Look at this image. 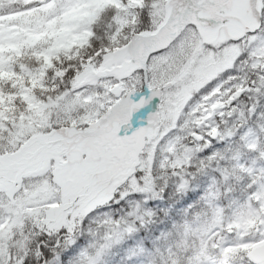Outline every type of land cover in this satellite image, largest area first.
I'll list each match as a JSON object with an SVG mask.
<instances>
[{
  "label": "snow or ice",
  "instance_id": "6c2138e0",
  "mask_svg": "<svg viewBox=\"0 0 264 264\" xmlns=\"http://www.w3.org/2000/svg\"><path fill=\"white\" fill-rule=\"evenodd\" d=\"M82 2L89 13L84 37L76 48L64 53L65 59L74 63L63 67L65 61L59 56L50 61L46 55L36 54L40 64L37 71L45 76L52 71L53 79L61 83L68 78L70 87L62 91L58 87L49 89L43 80L33 77L22 85L13 81L11 87L16 91L5 93L4 81L0 80V241L13 228L23 229L28 218L43 235L56 234L69 243H75L73 237L77 229L89 217H100L99 227L111 225L114 229L123 227L124 231L133 232L131 224L109 217L104 210L127 202L133 192L151 190L150 171L137 167L116 186L107 200L92 206L84 207V198L75 195L76 191H87V183L105 173L117 159L118 152L150 135L161 122L172 125L165 135L174 132L179 115L193 98H199L193 112L223 108L225 105L217 97L232 92L231 88L221 90L230 83L227 77L232 70L240 65L249 66L264 84V23L219 46L205 36L202 23L205 17L201 14L212 11L226 0H96L90 7L87 0ZM257 3L264 13V0H257ZM107 8L116 10L115 31L108 36L110 43L94 49L91 54H82V49L92 46L96 37L92 26ZM145 8L150 9L153 27L140 31L136 27L140 11L134 10ZM197 44L213 53L234 44L238 55L222 71L208 70L204 77L194 79L189 69ZM241 45L253 47L245 55ZM256 82L252 80L253 85ZM37 87L55 95L41 99L34 93ZM252 90V87H236L227 103L231 104L242 93ZM17 100L24 105L18 115ZM127 108L132 109L130 118L126 115ZM153 108L156 110L152 111ZM195 123L199 127L203 121ZM191 135L210 151L213 141L221 136L218 127L203 134L194 131ZM247 147L255 151L259 143H249ZM168 151L175 153L176 149L170 146ZM191 152L193 149L187 148L183 158L177 156L170 166L173 169L189 167ZM218 155L220 153L216 152L208 159L215 160ZM261 156L264 157V152ZM167 163V160L162 161L160 166ZM45 164L46 171L43 170ZM240 167L250 174L253 171L244 169L243 165ZM220 171L222 178L227 180L226 172ZM65 175L74 178L75 183L69 181L62 188L60 180ZM27 179L32 183L26 184ZM188 183L183 179L181 188ZM46 185L53 186L56 191L48 194L44 191ZM130 216L140 219L135 210ZM53 217L62 218V222L55 223ZM111 236V231L106 232V239ZM43 254L41 252V256ZM128 261L134 264L133 258ZM249 262L254 264L251 258ZM15 264H24V258L16 260ZM65 264H68L67 259Z\"/></svg>",
  "mask_w": 264,
  "mask_h": 264
},
{
  "label": "trees",
  "instance_id": "16d2710c",
  "mask_svg": "<svg viewBox=\"0 0 264 264\" xmlns=\"http://www.w3.org/2000/svg\"><path fill=\"white\" fill-rule=\"evenodd\" d=\"M2 7L4 4L0 3V15L4 13ZM135 11H140L137 29L151 30L153 18L150 15V9ZM114 12L113 8L105 11L93 26L96 37L92 40V46L99 48L110 43L103 35L101 26L107 23ZM91 51L93 52V49ZM245 69L246 75L249 76L248 85H251L252 80L257 81L256 85L252 86V91L245 92L241 100L233 103L236 109L235 115L228 119L229 123H234L238 118L241 128H237L231 140L224 145L223 133L229 131H225L226 126H220L221 141L213 142L211 151L207 145H204L198 154L195 155L194 152V158L189 167L184 165L173 169L170 166L172 156L168 148L172 146V143L168 142L164 154L157 157L150 172L149 180L153 181L155 195L149 192L150 196L147 199L143 194L136 193L129 196L127 202L118 207L105 208L107 215L108 210L113 211L112 218L119 220L127 214L130 215L136 205L142 204L140 211L143 215L133 224L135 229L133 232L112 234L113 238L107 243L105 239L102 240L103 245L107 244V250L94 264H129L130 258L134 259V264H160L162 260H168L170 264L174 262L176 264H219L221 258L214 247L217 239H211L209 246L205 243L200 244L198 236L195 235L194 238L189 239L186 234L188 230L194 231L195 234H202L205 230L208 231L206 234H214L219 230L217 224L222 216H226L224 229L232 227L227 230V234L229 231L233 232L229 238L236 236L234 241L228 239L227 243L223 244V248L257 242L256 237L259 234L254 235L250 230H244L240 218L243 214L250 213L252 214L251 227L255 228L259 223L264 224V216L259 217V211L262 208L260 196L264 194V187H262L264 172L261 171L264 169V157L261 156V152H264V84L260 83L252 69ZM0 80H3L1 76ZM65 81L69 82L68 78ZM53 87H58L59 91L65 89L62 84L57 83L50 89ZM48 95H55V93L49 92ZM198 99L196 97L192 100L185 109L186 117H199L200 110L192 111ZM186 127L188 128L184 130L182 136L185 138L188 136L190 146L196 145L191 138V133L196 129L193 125ZM246 134H248L247 138L243 139ZM256 141L259 143L258 149L250 150L247 144ZM186 143L187 141L182 144ZM216 152L220 155L213 161L209 160L208 157ZM237 156L239 159H236ZM165 160L168 163L161 167V162ZM241 165L244 169L251 168L252 173L243 170ZM220 169L228 175L227 180L222 178ZM183 179H187L189 183L181 188ZM124 180L126 179L121 180V184ZM116 182L118 185L119 181ZM116 186H109V190L115 191ZM100 219V217L86 218L73 237L75 243H69L68 240L56 234L40 233L36 236L23 234L20 239L29 235L24 249L17 252L15 248H11L8 261L3 264H15V261L22 257L24 264H42V260L44 264H65L66 259L68 264H90L91 259L96 258V254L93 255L92 244L96 239L94 229L99 227L97 221ZM104 228L98 230L99 238ZM243 233L246 236L242 239L240 237ZM42 240L45 243L42 244ZM111 243L113 244L110 245ZM207 247L205 252L204 248ZM41 252L44 253L43 256Z\"/></svg>",
  "mask_w": 264,
  "mask_h": 264
},
{
  "label": "rangeland",
  "instance_id": "374dc122",
  "mask_svg": "<svg viewBox=\"0 0 264 264\" xmlns=\"http://www.w3.org/2000/svg\"><path fill=\"white\" fill-rule=\"evenodd\" d=\"M246 1L250 2V0ZM95 2L96 0H87L89 7L94 5ZM0 3L4 4V7H2L4 13L0 15V76L1 79L4 80L3 88L5 93L16 91V89L11 87L13 81L18 85H22L27 83L33 77L37 78L38 80H43L49 89L56 83L62 84L64 88L70 87V81L66 83L64 80V82L61 83L59 79H53L52 71H48L46 76L43 72L37 71L40 68V64L37 63L36 54L46 55L50 61H55L56 57L59 56L61 60L65 61L63 67H67L69 63H74L73 61L66 60L64 53L65 51L70 52V50L76 48L84 37V33L86 31V17L89 15V13L86 10L82 0H0ZM109 9L111 8L105 9L104 12ZM115 15L116 10L114 14L111 15V17L107 20V23L101 26L103 35L106 36L107 40L108 36L115 31L116 25L113 22V17ZM244 16L251 20L253 27L256 26L257 22L256 20L252 19V14L244 12ZM93 26L92 30L94 31ZM205 32L208 33V30H205ZM223 36L226 37V42L228 41L230 34L224 32ZM215 37L218 38V41L212 40V37H209L208 40L219 46V38H221L220 33L216 32ZM193 38L195 39V37ZM189 46H191V41H189ZM200 46L201 45L197 44L196 47L193 48V64L189 69L192 74V78L194 79L204 77L207 75L208 70H211L212 72L222 71L224 68L228 67L235 59L236 55H238L237 46L229 45L228 48L219 53H213L208 50L207 53H202L196 56L195 52L198 48H200ZM240 47L244 49L245 55H247L248 52L252 50L253 46L250 45L245 47L244 45H241ZM95 48L96 46H91L90 48L82 49L81 51L82 54H91V49L94 50ZM251 62L252 61L250 60L249 64ZM57 66L59 67L60 65L58 64ZM245 68L251 70V68L247 65H240L239 68L233 69L231 76L227 77V79L230 80V83H227L225 88L235 89L236 86L241 83L248 85L249 76L246 75ZM34 93L37 97L45 99L49 92H42L41 89L37 87L34 89ZM155 103H158V100L155 101ZM23 108L24 105L21 104L19 100H17L16 114L18 115L19 112L23 110ZM186 108L187 107H185L182 113L179 115V121L175 124L174 132L165 135L172 125L161 122V125H158L150 135L139 138L130 146L125 147L120 152H118L117 159L113 162L112 166L105 173H102L99 178L92 179L87 183V191L82 189L77 190L75 195L83 196L84 194H87V196L84 198L83 206H92L96 203L107 200L114 192L111 189L109 190V186L106 185L108 181L112 180L113 182L111 185L113 186L117 185V182H114L115 180H118V184H121V180L129 177L133 170L141 166L151 172V168L153 169L157 157L161 154H164L166 145L170 141L172 146L176 149L175 153L170 152V155L172 156V162L175 161L177 156L183 158L187 152V148L193 149V152L189 153L193 159V153L195 152V155L198 154V151H200L199 147L196 145L190 146L188 136L185 138L182 135L184 130L188 128L186 126L193 125L196 130L198 126L194 125L195 118H192V116L186 117V114L184 113ZM155 110V108L152 109V111ZM131 111L132 109L127 108L126 115ZM202 111L204 119H206L208 116H211V113L209 114L208 111L204 112V109H202ZM222 121L225 122L222 123V126H226L224 128L225 131H229L223 133L222 141L225 145L231 140L230 138H232L233 132H236L237 128H241V122H239L238 118L236 122L234 121V123H229L226 120ZM146 123L147 121L145 120V124ZM228 126L231 127L228 128ZM189 128L191 129V127ZM186 141V144H182ZM141 148L143 149L139 155V158L137 159V154ZM116 163L118 164L116 165ZM114 165H116L115 169L113 167ZM43 170L46 171V164L44 165ZM69 181L75 183L74 178L65 175L64 178L60 180L61 187H66ZM25 183H32V180L27 179L25 180ZM44 191L48 194H52L56 191V189L53 186L46 185ZM104 192L105 194H103ZM149 192H152V195H155L153 183L151 190L146 192H133L130 196L140 193L148 199L150 196ZM260 199L262 201V208L260 209L261 211H259V217L262 218V216H264V194L260 196ZM141 208L142 204H139L136 205L132 211H138V215L141 217L143 215V213L140 211ZM113 215L114 212L108 210V216L112 218ZM251 218L252 214L245 213L240 218V221H242L244 230H250V232L254 235L259 234L256 237L257 239H260L256 242L258 243L264 239V224L259 223L255 228L254 226L251 227ZM119 220L127 221L132 226L137 221L136 218L131 217L128 214ZM225 220L226 216H222L220 220H218L217 227L219 230L214 234H206L208 232L207 230H205L202 234H195L194 231L190 232L188 230V234L186 235L189 239L194 238L195 235L198 236L200 239V244H209L211 239H217L218 241H216L217 243H215L214 247L219 253L220 258L222 257L223 259L222 264H229L228 262H231L232 264H250L246 254H248V252L256 243H242L241 245L236 244L235 246H226L223 248V244H226L228 239H231L232 241L236 239V236L229 238L230 234L232 235L233 232L229 231L227 234V230L232 227L229 226L224 229ZM53 221L55 223H60L62 222V218L53 217ZM101 228L102 227H95L94 229L96 239L92 244V249L94 253L93 255L96 254V258L91 259L90 264H94L96 261H98L107 250L106 243L113 237L111 236L110 239H106V232L111 231L113 235L127 233L123 230V227L121 229H114L111 227V225H107L103 230L102 236L99 238L98 232L101 230ZM40 233L41 232H39L38 229H35L31 218L25 219L23 229L13 228L11 232L7 233L5 238L0 241V263L3 264L8 261V255H10L11 248H15L17 252L24 249L25 241L27 238H29V235H26L23 239H20L23 234H33V236H36ZM245 236V233H243L240 238L243 239ZM104 239L106 240V243L103 245L102 240ZM207 249L208 247L204 248V251L207 252ZM160 264H170V262L168 260H162ZM173 264L176 263L174 262Z\"/></svg>",
  "mask_w": 264,
  "mask_h": 264
},
{
  "label": "flooded vegetation",
  "instance_id": "af4514ba",
  "mask_svg": "<svg viewBox=\"0 0 264 264\" xmlns=\"http://www.w3.org/2000/svg\"><path fill=\"white\" fill-rule=\"evenodd\" d=\"M244 12L252 14V19L256 20L257 22L255 27H258L259 24L264 23V13L261 12L257 0H250V2L246 0H226V2L221 3L212 11L202 13L201 15L205 17V19L202 21L204 29L208 30V33L205 32L207 40L209 37H212V40L218 41V38L215 37V33L219 32L221 37L219 38V41L221 45L224 44L226 39V37L223 36L224 32L230 34L228 40L235 36L244 35L245 31L253 28L251 20L244 16ZM204 51H208V49L204 48V46L201 45L200 48L196 50L195 54L196 56H198ZM238 86H241V84H239ZM251 86L253 85L251 84ZM226 89L227 88H224L221 91L224 92ZM235 91L236 88L232 92H230L231 94H228V92L227 95L217 97L225 106L217 113L215 119L211 121H203V127L200 131L201 134L206 133L212 127L219 128L220 126H222V123H225L222 120H225V118H230L232 114L231 108L233 107V105L229 107L230 104H228L227 101L228 97ZM221 112H223V115L220 114Z\"/></svg>",
  "mask_w": 264,
  "mask_h": 264
},
{
  "label": "water",
  "instance_id": "95a60500",
  "mask_svg": "<svg viewBox=\"0 0 264 264\" xmlns=\"http://www.w3.org/2000/svg\"><path fill=\"white\" fill-rule=\"evenodd\" d=\"M180 26H182V25H180ZM242 95H243V93L237 99L241 98ZM219 109L220 108H217V110H219ZM209 119H211V118H209ZM248 258H251V260L254 262V264H264V241L253 247V249L248 254Z\"/></svg>",
  "mask_w": 264,
  "mask_h": 264
}]
</instances>
